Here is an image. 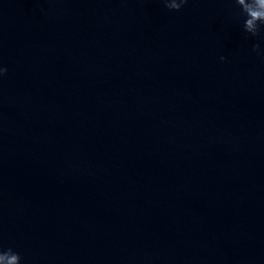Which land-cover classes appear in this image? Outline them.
I'll use <instances>...</instances> for the list:
<instances>
[{
    "label": "water",
    "instance_id": "1",
    "mask_svg": "<svg viewBox=\"0 0 264 264\" xmlns=\"http://www.w3.org/2000/svg\"><path fill=\"white\" fill-rule=\"evenodd\" d=\"M244 20L235 0H0V249L264 264V37Z\"/></svg>",
    "mask_w": 264,
    "mask_h": 264
},
{
    "label": "clouds",
    "instance_id": "2",
    "mask_svg": "<svg viewBox=\"0 0 264 264\" xmlns=\"http://www.w3.org/2000/svg\"><path fill=\"white\" fill-rule=\"evenodd\" d=\"M163 3L170 11H179L188 0H163ZM235 3L245 17L243 25L245 32L252 37H264V0H235ZM252 49L257 54L264 55L259 43L253 44ZM220 59L224 60L226 57L221 56ZM6 72V67L0 68V75ZM21 259L20 253L12 248L6 251L0 249V264H21Z\"/></svg>",
    "mask_w": 264,
    "mask_h": 264
}]
</instances>
